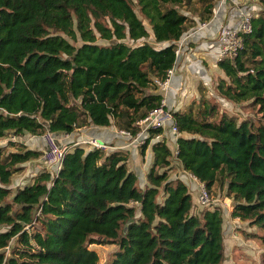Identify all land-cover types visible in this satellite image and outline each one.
I'll return each mask as SVG.
<instances>
[{"label":"trees","instance_id":"1","mask_svg":"<svg viewBox=\"0 0 264 264\" xmlns=\"http://www.w3.org/2000/svg\"><path fill=\"white\" fill-rule=\"evenodd\" d=\"M219 1H197L199 22L213 19ZM191 2L0 0V141L91 125L137 135V122L164 101L159 83L176 65L177 43L197 23L181 11ZM258 3L252 32L239 33L238 55L219 61L226 79L216 86L249 116L220 111L201 91L197 108L168 107L177 154L165 138L152 144L146 186L127 155L75 147L58 174L46 170L15 189L14 176L43 153L11 140L0 146V264H99L94 245L117 247L107 264H224L223 210L193 213L189 187L171 180L174 157L209 196L226 193L231 217L257 228L249 238L264 245V0ZM164 131L150 133L143 157ZM11 146L17 149L7 152Z\"/></svg>","mask_w":264,"mask_h":264},{"label":"crops","instance_id":"2","mask_svg":"<svg viewBox=\"0 0 264 264\" xmlns=\"http://www.w3.org/2000/svg\"><path fill=\"white\" fill-rule=\"evenodd\" d=\"M221 1L214 9V17L211 20L212 22L210 21L212 25L208 24L207 26L205 23L199 28L201 32L189 36L188 42L195 43L197 46L193 49H189L187 46L177 59L170 87L166 96H164L167 108L169 107L175 111L183 109L190 100L198 98L202 90L205 92L209 91L212 96H215L218 81L226 79L224 72L218 66L221 52L220 37L222 30L224 28H238L245 14L252 13L254 17H256L263 9L258 3V0ZM194 19L196 20V18ZM164 130L160 138L152 140L145 157L141 155V145L139 142L125 137L115 126L96 127L91 125L78 129L70 135L59 134L57 136L65 144H72L81 140V138H92L111 145L113 149L109 150L107 154L116 152L127 155L129 168L136 173L140 186L144 187L147 185V175L154 161L152 144L157 140L165 138L167 140V145L173 153L177 151V140L179 136L174 135L168 129ZM22 140L23 139H21V142L30 150L43 153L45 144L42 136H31L29 139ZM41 160L42 158L30 162V165H34L29 168L34 174V180L37 174H40V168L36 167L34 163ZM172 168L173 170L170 172L171 180L179 179L183 181L189 187L192 198L193 192L197 195V204L194 205L193 213L195 212V214L199 215L206 207H220L223 210L224 219L227 215L231 220L238 224H242L241 221L234 220L231 217L234 202L232 199L228 198L226 193H221L219 191V194L213 197L214 201L212 204L208 203L206 205H201L200 208V183L193 179L191 174L182 169L177 159L173 162ZM34 180L32 183L25 182L17 186L22 187L26 184H33Z\"/></svg>","mask_w":264,"mask_h":264},{"label":"rangeland","instance_id":"3","mask_svg":"<svg viewBox=\"0 0 264 264\" xmlns=\"http://www.w3.org/2000/svg\"><path fill=\"white\" fill-rule=\"evenodd\" d=\"M198 0H192L190 5L188 6H183L181 7V11L191 17L192 19L196 18V24L189 28L188 31L185 33L183 38L177 43L178 45H182V52L185 50V48L188 46L189 49L195 48L197 45L195 43H189L188 39L191 34L199 33L201 32L199 28H201L204 24L199 22V14H200V5L197 3ZM223 1V0H222ZM221 1V2H222ZM220 4V1L217 3ZM262 7V6H261ZM138 10V9H137ZM212 22V21H211ZM206 23L212 25V23ZM146 28L150 33H152V30L150 26L145 22ZM223 31V30H222ZM149 43H151L153 46L157 47L159 45L154 43L153 38L149 39ZM219 82V81H218ZM160 93L163 95L164 93L160 89ZM203 93V97L211 101V103L216 102L218 104V109L220 111H228L229 113H238L241 114L242 117H248L249 115L242 112L241 110V105H236L233 104L224 98L220 97L218 93H215V96H212V94L208 92H205L204 90L201 91ZM201 93L198 96V98H195L193 100H190L188 104L184 108H188L191 105L195 106L197 108L199 105L201 97ZM165 96V94L163 95ZM170 131V130H169ZM171 132V131H170ZM31 136H27L25 138H20L16 140H11L9 139H3L0 141V146L4 147L7 146L8 143L13 141L14 143L21 142L26 140L27 138L29 139ZM17 148L16 147H9L7 149V152L15 151ZM175 154V153H174ZM175 157L173 158V162L175 161ZM36 164V167H39V173H42L46 170H50L47 168L43 160L34 163ZM26 164V168H24L21 172L17 173L14 178H13V188H17L20 186L22 183L28 182L32 183L34 180L33 177V172L31 169H29L32 165ZM34 166V165H33ZM38 175V174H37ZM18 185V186H17ZM219 194V192H218ZM209 203L212 204L214 201L212 196H209ZM193 203L194 205L197 204V195L195 192H193ZM201 208V205H199ZM197 209V208H196ZM195 213V212H194ZM225 225H224V234H225V261L224 264H264V245H262L258 240L256 239H251L249 236L251 234H257L259 233L258 229L255 227H250L246 223H236L235 221L231 220L230 217L227 215L225 216ZM5 229V227L0 228V231ZM93 250H95L100 257V262L99 264H107L108 262L111 261L112 256L115 251H117V247L115 245H94Z\"/></svg>","mask_w":264,"mask_h":264},{"label":"built area","instance_id":"4","mask_svg":"<svg viewBox=\"0 0 264 264\" xmlns=\"http://www.w3.org/2000/svg\"><path fill=\"white\" fill-rule=\"evenodd\" d=\"M254 15L252 13H247L241 19L240 25L238 28H224L221 33V52H220V60L226 58H234L238 55L239 49L241 47V38L239 36L240 32L251 33L252 32V19ZM182 45H178L176 50L177 59L182 54ZM174 75V68L168 72L167 79L159 83L162 92L167 94V91L170 87L172 77ZM137 127L139 132L137 135H132L129 132H120L125 137L132 139L134 141H138L140 145H143L145 141L148 139L150 133L152 131L164 130L168 129L171 132L179 136L178 127L175 122L173 113L167 110V104L164 97V101L162 105L155 110H153L145 119L137 122ZM44 140V151L42 160L47 166L48 169L53 174H58L62 169L64 158L69 151H71L75 147H84L88 150L97 149L102 152L107 153L109 150L113 149V147L107 143L100 142L97 139H83L78 140L72 144L63 143L56 134L47 130L44 135H42ZM161 137V136H160ZM158 137V138H160ZM20 139L19 137L13 136L11 140ZM177 154V151L176 153ZM193 179L198 181L194 176L191 175ZM199 182V181H198ZM200 183V182H199ZM200 194H199V203L200 205H206L209 203V194L205 189V186L200 183ZM6 253L8 254L10 251V247L6 248Z\"/></svg>","mask_w":264,"mask_h":264}]
</instances>
